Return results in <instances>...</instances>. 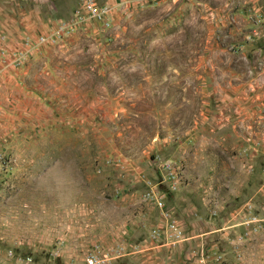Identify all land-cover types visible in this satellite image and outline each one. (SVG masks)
I'll return each mask as SVG.
<instances>
[{"label": "rangeland", "instance_id": "rangeland-1", "mask_svg": "<svg viewBox=\"0 0 264 264\" xmlns=\"http://www.w3.org/2000/svg\"><path fill=\"white\" fill-rule=\"evenodd\" d=\"M94 2L0 79V264H264V0Z\"/></svg>", "mask_w": 264, "mask_h": 264}, {"label": "crops", "instance_id": "crops-1", "mask_svg": "<svg viewBox=\"0 0 264 264\" xmlns=\"http://www.w3.org/2000/svg\"><path fill=\"white\" fill-rule=\"evenodd\" d=\"M47 1L0 0V79L2 82L7 83L6 80L10 82L18 71L14 68L16 65L11 64L10 59L13 58V52L24 49L25 38L23 37L32 36L33 30L40 28L41 25L47 26ZM54 7L56 9L51 1L50 13Z\"/></svg>", "mask_w": 264, "mask_h": 264}, {"label": "built area", "instance_id": "built-area-1", "mask_svg": "<svg viewBox=\"0 0 264 264\" xmlns=\"http://www.w3.org/2000/svg\"><path fill=\"white\" fill-rule=\"evenodd\" d=\"M81 2H82V7L89 13H92L93 15L100 14L99 6L94 2V0H81ZM42 39H44V36H41V40ZM173 173L174 172H172V174ZM172 226L175 227V224H172ZM105 259L106 258L103 257L101 258L100 256L90 255L87 262L88 264H105L106 263ZM107 264H109V262Z\"/></svg>", "mask_w": 264, "mask_h": 264}]
</instances>
